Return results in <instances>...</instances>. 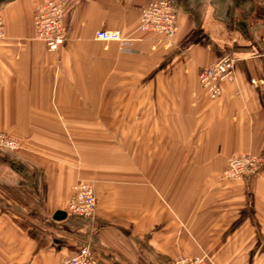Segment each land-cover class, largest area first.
<instances>
[{"label": "crops", "instance_id": "0c3cea01", "mask_svg": "<svg viewBox=\"0 0 264 264\" xmlns=\"http://www.w3.org/2000/svg\"><path fill=\"white\" fill-rule=\"evenodd\" d=\"M46 1L0 3V132L22 146L0 152V264H60L86 244L98 264H264V168L221 178L232 157H264V0H171L170 40L139 30L154 0H68L57 53L35 39ZM225 55L236 80L212 100L198 76ZM83 180L95 215L55 220Z\"/></svg>", "mask_w": 264, "mask_h": 264}, {"label": "built area", "instance_id": "2783aa9c", "mask_svg": "<svg viewBox=\"0 0 264 264\" xmlns=\"http://www.w3.org/2000/svg\"><path fill=\"white\" fill-rule=\"evenodd\" d=\"M68 0H48L33 14L35 39L45 44L48 51L57 53L66 41L64 24L65 9ZM177 8L171 0H154L145 6L140 16L139 30L151 32L172 39L177 31ZM5 38V24L0 15V42ZM95 39L102 42H117L124 52H130L132 40L119 31L100 30ZM200 88L216 100L223 93V86L236 80V59L225 55L219 61L200 71ZM22 148L16 138L0 132V150L18 151ZM264 168V157L252 153H243L228 160L222 173L223 180H243L258 176ZM97 209L95 185L92 181H79L73 188V195L67 205L69 216L92 218ZM60 264H98L91 245H83L77 253ZM171 264H212L206 255L180 256Z\"/></svg>", "mask_w": 264, "mask_h": 264}, {"label": "water", "instance_id": "95a60500", "mask_svg": "<svg viewBox=\"0 0 264 264\" xmlns=\"http://www.w3.org/2000/svg\"><path fill=\"white\" fill-rule=\"evenodd\" d=\"M3 1H6V0H0V3L3 2ZM66 217H67L66 212L58 211V212L55 213L54 219L60 221V220L66 219Z\"/></svg>", "mask_w": 264, "mask_h": 264}, {"label": "rangeland", "instance_id": "374dc122", "mask_svg": "<svg viewBox=\"0 0 264 264\" xmlns=\"http://www.w3.org/2000/svg\"><path fill=\"white\" fill-rule=\"evenodd\" d=\"M21 150V149H20ZM20 150H18V151H20ZM18 151H5V150H0V152H6V153H15V152H18ZM203 255H205V254H203ZM209 258V257H208ZM210 259V258H209ZM210 261H211V263L212 264H214L213 262H212V260L210 259Z\"/></svg>", "mask_w": 264, "mask_h": 264}]
</instances>
